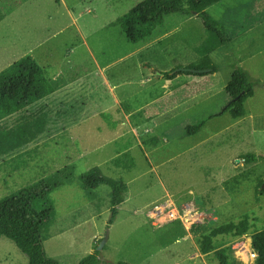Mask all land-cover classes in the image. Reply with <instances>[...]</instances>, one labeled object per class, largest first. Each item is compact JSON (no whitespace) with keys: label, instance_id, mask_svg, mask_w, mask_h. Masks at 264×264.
Returning <instances> with one entry per match:
<instances>
[{"label":"rangeland","instance_id":"obj_1","mask_svg":"<svg viewBox=\"0 0 264 264\" xmlns=\"http://www.w3.org/2000/svg\"><path fill=\"white\" fill-rule=\"evenodd\" d=\"M139 1L0 0V71L31 54L54 85L29 106L48 111L46 130L0 156V199L73 165L75 176L52 193L57 217L43 231L45 250L59 264H79L107 233L103 262L220 264L215 252L200 251L197 238L246 213L250 232L221 235L216 245L230 264H256L251 237L264 227V194L255 193L264 157L246 163L241 154L264 155V81L247 100L246 115L225 112L188 135V125L228 103L232 66L215 60L223 64L217 72L194 79L159 74L197 64L196 47L207 34L203 18L168 14L151 38L134 43L112 22ZM243 66L264 80V54L248 55ZM125 152L136 163L131 171L115 161ZM94 167L127 183L109 227L111 188L86 189L80 180ZM0 264H29V258L1 236Z\"/></svg>","mask_w":264,"mask_h":264},{"label":"trees","instance_id":"obj_2","mask_svg":"<svg viewBox=\"0 0 264 264\" xmlns=\"http://www.w3.org/2000/svg\"><path fill=\"white\" fill-rule=\"evenodd\" d=\"M217 1L219 0H141L112 24H118L129 41L140 43L153 36L163 25L168 14L182 12L202 16L207 36L196 47L200 54L199 62L196 65L185 66L186 69L174 67L163 71L162 74L169 79L179 74L205 76L218 70V65L211 58V52L229 45L231 40L224 25L205 10ZM4 17L5 14L0 10V20ZM232 65L234 71L225 86L230 97L228 103L221 111L211 113L199 123L188 125L186 127L188 135L197 132L207 119L225 112H229L235 118L247 114L246 102L254 96L255 86L259 80L253 78L245 68L235 62ZM187 68L210 70L193 71ZM53 91L54 85L44 67L31 54L22 56L0 71V156L30 144L46 130L48 111L43 108L30 109L29 106ZM13 115L14 122L7 124L5 120ZM241 157L246 163H253L264 155L246 152L241 154ZM115 161L127 171H131L136 164L130 152L117 156ZM74 176L73 165H66L54 174L0 199V237L11 238L28 256L29 264H59L57 259L49 256L45 250L43 231L50 227L57 217V207L52 193ZM80 180L86 189L93 190L100 184H106L111 188V215L107 224L109 227L114 223L119 214V206L124 201L126 181L122 177L106 176L98 167L82 173ZM255 193L256 198L264 194V179L258 182ZM252 225L253 222L247 213L237 222L229 221L217 225L197 238L200 251L203 254L215 252L220 264H230L226 249H217V237L242 236L250 232ZM199 226L198 224L197 227ZM251 243L258 253L256 264H264V227L253 231ZM100 253V250L95 248L93 252L82 257L79 264H132L125 260L103 262Z\"/></svg>","mask_w":264,"mask_h":264},{"label":"crops","instance_id":"obj_3","mask_svg":"<svg viewBox=\"0 0 264 264\" xmlns=\"http://www.w3.org/2000/svg\"><path fill=\"white\" fill-rule=\"evenodd\" d=\"M205 10L217 11L215 13H218L219 16H211L224 25L226 33L231 39L229 45L221 46L210 54L215 64H217L216 60L218 62L224 61L226 65L232 66L229 75L232 76L234 71L233 63L230 62L231 56H234V62L237 65L243 66L248 55L253 53L264 54V6L262 4L258 5V0L255 2L253 0H228L226 4H224V0H219L209 5ZM194 16L199 17L198 14H194ZM216 56L221 58L216 59ZM217 65L218 70L223 66V64ZM243 68L250 73L248 68L245 66ZM159 74H162V72H159ZM184 75L190 76L192 79L196 78L193 75ZM251 76L254 77L252 74ZM258 79V84L263 85L264 80L260 77Z\"/></svg>","mask_w":264,"mask_h":264},{"label":"water","instance_id":"obj_4","mask_svg":"<svg viewBox=\"0 0 264 264\" xmlns=\"http://www.w3.org/2000/svg\"><path fill=\"white\" fill-rule=\"evenodd\" d=\"M179 69H186V67H180ZM187 69H191L193 71H209L210 70L208 68H205V69L187 68ZM108 237H109V234L107 233L106 236L99 243L97 247L98 250H101L104 247L105 243L107 242Z\"/></svg>","mask_w":264,"mask_h":264},{"label":"built area","instance_id":"obj_5","mask_svg":"<svg viewBox=\"0 0 264 264\" xmlns=\"http://www.w3.org/2000/svg\"><path fill=\"white\" fill-rule=\"evenodd\" d=\"M155 209H156V210H159V208H157V207H156ZM153 211H154V210H153ZM252 250H253V256H254V257H257V255H258L257 251H256L254 248H253Z\"/></svg>","mask_w":264,"mask_h":264},{"label":"bare ground","instance_id":"obj_6","mask_svg":"<svg viewBox=\"0 0 264 264\" xmlns=\"http://www.w3.org/2000/svg\"><path fill=\"white\" fill-rule=\"evenodd\" d=\"M251 246V245H250Z\"/></svg>","mask_w":264,"mask_h":264}]
</instances>
